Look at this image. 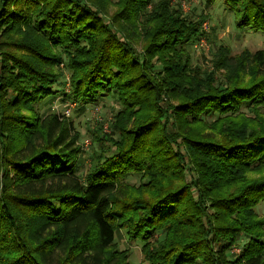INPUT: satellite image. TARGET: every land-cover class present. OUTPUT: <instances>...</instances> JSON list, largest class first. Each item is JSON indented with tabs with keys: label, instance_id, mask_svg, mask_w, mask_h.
<instances>
[{
	"label": "trees",
	"instance_id": "obj_1",
	"mask_svg": "<svg viewBox=\"0 0 264 264\" xmlns=\"http://www.w3.org/2000/svg\"><path fill=\"white\" fill-rule=\"evenodd\" d=\"M104 1L0 0V26L23 21L33 34L22 38L25 55L0 68V93L13 91L0 98V221L9 225L0 235L21 245L19 264H119L127 250L116 249L118 229L141 241L145 264H264V50L219 44L207 72L188 46L200 22L170 0H123L114 14ZM218 1L235 27L264 34V0ZM136 22L140 50L130 40ZM63 59L65 99L120 108L111 133L92 138L83 177L73 122L31 108L60 90ZM164 97L176 99L175 132L159 122ZM20 109L21 125L11 116ZM9 123L22 129L5 139ZM11 253L0 240V264Z\"/></svg>",
	"mask_w": 264,
	"mask_h": 264
},
{
	"label": "rangeland",
	"instance_id": "obj_2",
	"mask_svg": "<svg viewBox=\"0 0 264 264\" xmlns=\"http://www.w3.org/2000/svg\"><path fill=\"white\" fill-rule=\"evenodd\" d=\"M122 2L123 0H105L104 5L107 7L109 14H114L115 12H119L123 4ZM170 5L179 7L184 15H190L191 18L200 22L199 30L201 35L198 38L191 40L192 43L188 46L192 64L204 71L209 72L213 69L211 61L215 56V46H218L219 44L227 46L229 50H231V54H238L245 49L251 52L257 49L264 50V34L248 28L241 29L235 27L233 16L231 12L225 9V5L224 3L222 4V1L217 0L212 4L206 5L204 0H170ZM146 7L149 8L150 4H147ZM121 18H119V20H121ZM11 22L13 23L12 27L3 28V26H0V68H2L4 62L11 64L9 58H11L13 54L15 56H24L25 53L20 51L22 38L28 39L33 35L27 29L25 25L26 22L18 20H12ZM141 25H143L142 22H136V26H138V30H136L138 32V36L137 38L132 37L130 39L131 42H134L136 45L135 47L137 50L142 48L145 40L142 37L143 33L141 31ZM34 34L37 35L36 33ZM14 35H17L20 38L13 39ZM55 71L59 73V83L57 85L54 84L53 87L57 90L60 89L61 91L59 90L56 91L55 94H49L48 97H44L37 102L34 101L31 104V108H33L35 112L38 111L36 113L40 116L51 111L63 117L64 120H71L73 122L75 130L79 133L78 144L80 146V151L78 153L79 165L77 169L79 175L83 177L84 173L88 170L91 164L90 154L92 152V147L94 146L92 138L94 135L106 136V134L111 133L110 124L112 116L120 108H118V105L111 99L103 101L101 98H98L93 102L85 103L65 99V94L69 92L71 72L68 67H66L64 59L56 66ZM5 91L6 87H3V92L1 91L0 93L1 100L5 98V100L10 101L13 91L7 89V94H5ZM170 104L174 107L176 105V99L168 100L164 97L161 100L159 98V105L162 107L159 108V110L162 112L164 111V113L158 117L159 122L160 124H166L165 122L167 121V126L169 127L167 131L169 133L175 132L174 127L171 125L174 120V115L172 114V111H170ZM70 105H72V108H69L70 113L64 115L62 113L63 110L65 107ZM166 108L169 109V112L165 111ZM19 112V115L12 112L11 116L21 125L23 124L22 122H24L23 116L26 115L27 111L20 109ZM30 120L34 121V117L32 115H30ZM17 129L19 130L22 128L14 127L12 129L11 123H9L8 125L1 127V132L5 133V139H7L8 135L18 136L16 132ZM164 133H166V129L164 130ZM86 140L88 143H85ZM180 142L181 140L179 139L173 144L176 147H179L178 144H180ZM7 144H10V141H7ZM0 154L3 153L0 152ZM6 161L7 160L5 158L1 160L3 169L5 168ZM9 169L10 166L6 165L4 171H9ZM10 176L11 173L9 171L7 178ZM1 177L2 175L0 172V180ZM129 180L135 181L137 179L135 176H131L129 177ZM0 194H2L1 191ZM256 212L259 215L264 213V201L256 206ZM8 226V222H6L5 219L3 222L0 221V232L2 234L9 232L7 229ZM25 235L27 236V232H25ZM114 239L115 246L118 251H124V249L127 250L125 251L124 256L121 255L122 259L119 264H145L140 252L141 241H129L123 229H118L116 231ZM0 240L4 241V246H7V248L12 250V253L9 254L7 258V263L3 262V264H9L10 262L11 264H19L20 256L22 254L21 245L18 244L19 242L16 243L14 237L9 239L4 238L1 235ZM196 247H199V244H197ZM239 249V245H233V247L230 248L229 254H238ZM111 250L114 251V248L112 247ZM204 252H207V249H205ZM193 253L194 251L191 250L187 256L192 257ZM174 254L177 255V253Z\"/></svg>",
	"mask_w": 264,
	"mask_h": 264
},
{
	"label": "built area",
	"instance_id": "obj_3",
	"mask_svg": "<svg viewBox=\"0 0 264 264\" xmlns=\"http://www.w3.org/2000/svg\"><path fill=\"white\" fill-rule=\"evenodd\" d=\"M69 108H72V105L65 107V109L63 110L62 113H63L64 115L69 114V113H70V109H69ZM85 143H88L87 140L85 141Z\"/></svg>",
	"mask_w": 264,
	"mask_h": 264
}]
</instances>
